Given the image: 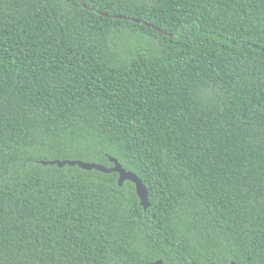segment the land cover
I'll use <instances>...</instances> for the list:
<instances>
[{
    "label": "trees",
    "instance_id": "trees-1",
    "mask_svg": "<svg viewBox=\"0 0 264 264\" xmlns=\"http://www.w3.org/2000/svg\"><path fill=\"white\" fill-rule=\"evenodd\" d=\"M159 260L264 264V0H0V264Z\"/></svg>",
    "mask_w": 264,
    "mask_h": 264
},
{
    "label": "water",
    "instance_id": "water-1",
    "mask_svg": "<svg viewBox=\"0 0 264 264\" xmlns=\"http://www.w3.org/2000/svg\"><path fill=\"white\" fill-rule=\"evenodd\" d=\"M101 14L105 16H109V17L124 18V19H130L135 22H141L147 26H152L154 29L159 30L161 33L169 34L167 31L159 29L156 25H153L148 21H143L138 18L126 17L122 15H110L105 12H101ZM110 161L113 163V166H106L104 164H100L97 162H89V161H84L80 159L41 160V163L44 165L57 164L59 167H64L65 165H70V166L78 165L79 167L86 169V170L96 169L104 173L117 172L119 174V179H118L119 185L123 186L127 180L132 181L136 186V193L138 197L140 198L141 205L144 207V209H148L151 206V202L149 200V191L146 185L144 184L143 180L135 172L125 169L117 158L110 157ZM157 264H164L163 260L157 261ZM230 264H237V263L232 261Z\"/></svg>",
    "mask_w": 264,
    "mask_h": 264
}]
</instances>
